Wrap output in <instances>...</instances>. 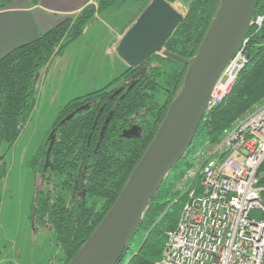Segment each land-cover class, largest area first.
Segmentation results:
<instances>
[{
  "label": "trees",
  "instance_id": "trees-1",
  "mask_svg": "<svg viewBox=\"0 0 264 264\" xmlns=\"http://www.w3.org/2000/svg\"><path fill=\"white\" fill-rule=\"evenodd\" d=\"M129 1L141 4V11L150 2L95 0L0 58L1 142L11 148L29 121L36 102L35 74L62 56L97 15ZM164 1L171 6L184 4L185 15L163 50L191 59L201 50L222 0ZM257 18H262L259 26ZM238 50L247 62L229 95L201 120L184 156L149 200L116 264H161L166 235L175 229L187 201L178 187L195 165L196 151L204 142H218L223 130L264 95V0H259ZM186 76V65L163 53L153 54L139 67H127L106 87L59 109L48 140L28 163L34 174L52 185L51 190L36 194L30 209L38 226L53 228L63 252L59 262L51 264H67L96 230L153 141ZM6 169L0 164V180ZM257 179L264 188V161ZM198 183L199 178L194 182L197 189Z\"/></svg>",
  "mask_w": 264,
  "mask_h": 264
},
{
  "label": "water",
  "instance_id": "water-1",
  "mask_svg": "<svg viewBox=\"0 0 264 264\" xmlns=\"http://www.w3.org/2000/svg\"><path fill=\"white\" fill-rule=\"evenodd\" d=\"M259 0H222L201 50L191 59L164 51L183 16L164 0H150L123 34L116 54L137 68L163 53L187 67L186 80L170 104L153 141L111 209L67 264H116L151 197L189 148L223 69L252 24Z\"/></svg>",
  "mask_w": 264,
  "mask_h": 264
},
{
  "label": "built area",
  "instance_id": "built-area-1",
  "mask_svg": "<svg viewBox=\"0 0 264 264\" xmlns=\"http://www.w3.org/2000/svg\"><path fill=\"white\" fill-rule=\"evenodd\" d=\"M246 62L237 50L202 119L229 95ZM194 160L178 187L187 201L166 235L161 264H264V188L257 179L264 161V95L223 130L218 142H204Z\"/></svg>",
  "mask_w": 264,
  "mask_h": 264
},
{
  "label": "rangeland",
  "instance_id": "rangeland-1",
  "mask_svg": "<svg viewBox=\"0 0 264 264\" xmlns=\"http://www.w3.org/2000/svg\"><path fill=\"white\" fill-rule=\"evenodd\" d=\"M172 7L185 15L184 4ZM141 8L129 1L101 12L65 49L61 62L54 61L45 76L42 70L35 74L36 102L29 121L11 148L0 141V164L7 168L0 180V264H51L63 257L53 228L38 226L31 219L36 194L51 190L52 185L43 175L34 174L28 163L48 140L61 107L106 87L126 70L120 58L110 54L111 32H123L122 37Z\"/></svg>",
  "mask_w": 264,
  "mask_h": 264
},
{
  "label": "crops",
  "instance_id": "crops-1",
  "mask_svg": "<svg viewBox=\"0 0 264 264\" xmlns=\"http://www.w3.org/2000/svg\"><path fill=\"white\" fill-rule=\"evenodd\" d=\"M3 1L4 7L0 8V58L13 49L35 40L64 18L76 15L83 7L93 4L95 0H37L36 4H32L30 0H0V3ZM118 32L120 31L111 32L113 42L110 48L111 55L114 53L117 55L116 48L123 33ZM79 39L80 37L77 40ZM76 43L78 42L74 45H77ZM63 54L54 61L61 62ZM54 61L47 68L42 69L44 76L47 75ZM124 66L127 68L125 63Z\"/></svg>",
  "mask_w": 264,
  "mask_h": 264
}]
</instances>
